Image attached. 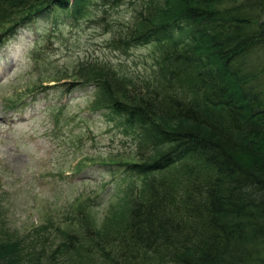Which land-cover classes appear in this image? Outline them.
Returning a JSON list of instances; mask_svg holds the SVG:
<instances>
[{
    "label": "trees",
    "instance_id": "16d2710c",
    "mask_svg": "<svg viewBox=\"0 0 264 264\" xmlns=\"http://www.w3.org/2000/svg\"><path fill=\"white\" fill-rule=\"evenodd\" d=\"M127 2L138 5L133 24L112 42H153L152 71L126 85L92 63L93 75L65 83L95 85L98 108L137 132L140 160L116 163L142 185L115 227L75 213L82 233L54 227L64 236L54 248L50 234L18 239L0 219V264H60L55 255L80 248L75 264H264V0ZM85 4L0 0V46L43 13Z\"/></svg>",
    "mask_w": 264,
    "mask_h": 264
},
{
    "label": "rangeland",
    "instance_id": "374dc122",
    "mask_svg": "<svg viewBox=\"0 0 264 264\" xmlns=\"http://www.w3.org/2000/svg\"><path fill=\"white\" fill-rule=\"evenodd\" d=\"M127 1L86 0L78 15L58 12L55 19L43 13L0 46V219L16 229L18 239L50 234L54 248L64 238L56 227L82 233L75 213L89 217L95 228L105 222L115 227L142 185L143 175L116 163L140 160L137 132L98 108L95 85L65 83L82 79L78 73L92 63L96 70L112 69L126 85L152 71L153 42L125 50L112 42L126 37L133 24L138 5ZM37 83L38 92L18 102ZM65 88L70 90L63 93ZM82 253L80 248L54 260L85 262Z\"/></svg>",
    "mask_w": 264,
    "mask_h": 264
}]
</instances>
